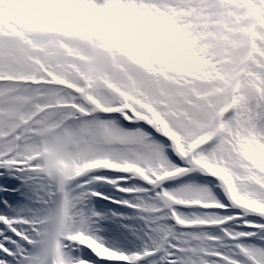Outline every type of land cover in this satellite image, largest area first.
Masks as SVG:
<instances>
[{
	"label": "snow or ice",
	"instance_id": "snow-or-ice-1",
	"mask_svg": "<svg viewBox=\"0 0 264 264\" xmlns=\"http://www.w3.org/2000/svg\"><path fill=\"white\" fill-rule=\"evenodd\" d=\"M0 264H264V0H0Z\"/></svg>",
	"mask_w": 264,
	"mask_h": 264
}]
</instances>
